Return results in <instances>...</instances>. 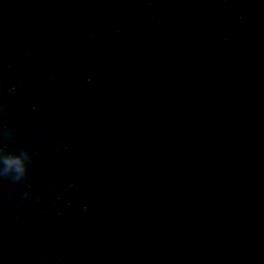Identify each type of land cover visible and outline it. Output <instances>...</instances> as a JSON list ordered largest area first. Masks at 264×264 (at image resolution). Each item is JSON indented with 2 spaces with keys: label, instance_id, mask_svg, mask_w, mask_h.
<instances>
[{
  "label": "clouds",
  "instance_id": "9594fccd",
  "mask_svg": "<svg viewBox=\"0 0 264 264\" xmlns=\"http://www.w3.org/2000/svg\"><path fill=\"white\" fill-rule=\"evenodd\" d=\"M4 105L0 103V109ZM12 129H8L10 134ZM32 152L28 148L21 151H7L3 144H0V175H10L13 179H20L28 173L29 161Z\"/></svg>",
  "mask_w": 264,
  "mask_h": 264
},
{
  "label": "water",
  "instance_id": "95a60500",
  "mask_svg": "<svg viewBox=\"0 0 264 264\" xmlns=\"http://www.w3.org/2000/svg\"><path fill=\"white\" fill-rule=\"evenodd\" d=\"M228 264H264V227Z\"/></svg>",
  "mask_w": 264,
  "mask_h": 264
}]
</instances>
